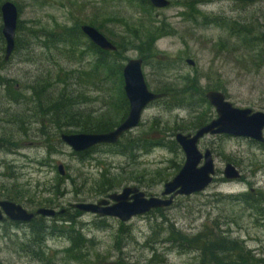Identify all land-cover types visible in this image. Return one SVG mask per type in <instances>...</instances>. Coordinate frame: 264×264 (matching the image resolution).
Returning <instances> with one entry per match:
<instances>
[{"label": "rangeland", "instance_id": "obj_1", "mask_svg": "<svg viewBox=\"0 0 264 264\" xmlns=\"http://www.w3.org/2000/svg\"><path fill=\"white\" fill-rule=\"evenodd\" d=\"M4 1L15 5L16 24L21 23L26 32L31 29L59 32L61 27L89 25L91 21L116 36H124L128 44L122 65L128 59L139 58L134 44L145 42L147 30L153 32L158 27V36L163 28L169 34L155 38L153 44V50L161 54V58L148 56L142 65L149 91L155 92L159 83L179 90L188 81L195 80L204 93L220 90L235 108L264 112V64L258 69L253 66L257 53L264 61L261 53L264 45L257 40L264 28V0H167L169 4L163 9L139 4V0H0V4ZM236 27L252 32V44L242 42ZM20 34L16 50L0 66L3 83L0 85V195L10 192L30 199L33 204H18L28 212L50 208L56 212L63 210V216L74 215L71 205L105 198L94 195L93 185L99 174L106 172L109 177H140L141 181L138 185L123 181L109 194L118 193L125 186H134L145 197H158L162 184L151 185L150 179L156 170L166 169L172 162L180 169L183 163L180 151L170 154L156 148L148 154H137L130 161L97 150L80 161L70 155L66 146L55 145L50 139L60 152L50 158L44 156L46 137L40 132L49 135L47 122L37 115L30 116L33 112H25L20 123L14 115L24 109L32 110L31 86L51 82L57 76L62 79V71L55 73L58 67L66 72L87 70L92 60L87 55L82 60L75 56L59 57L56 50H43L32 38L23 32ZM0 48V58H3L4 42L0 43ZM186 60H191L193 66H188ZM158 61L163 63L162 71ZM50 70L52 74L49 75ZM80 83V87L70 86L71 90L83 92L86 98L78 106L80 110L95 114L105 103L111 109V81L100 84L90 79L89 83H82V80ZM5 90L13 91V101L18 99V104L10 100ZM207 107L206 103L193 113L183 108L168 111L162 109V101L153 102L127 137L143 135L155 118L169 123L170 127L176 125L184 129L191 120L200 118L201 112L206 113ZM209 109L208 121L215 117L213 109ZM110 115L114 113L110 111ZM26 116L31 118L28 120ZM179 133L192 134L194 131ZM262 135L264 138V130ZM197 149L200 153L204 150L211 153L214 167L212 182L202 192L176 197L169 207L158 209L160 212L153 210L125 223L111 217L79 213L73 218L72 227L87 243L76 261L66 253L69 242L65 236L46 232L39 238L42 243L36 246L31 241L28 224L3 221L0 223V264H195L193 253L185 252L178 242L169 240L170 226L187 237L204 232V236L210 235V240L215 239L217 232L227 242L240 243L243 251L253 259L251 264H264V211L257 210L264 209V145L242 138L204 136L198 141ZM227 163L238 171V179L229 181L222 177L221 171ZM58 164L63 165L68 178L58 185V194H52L57 187ZM174 171L173 168L167 170L170 174ZM245 194L249 198H263L253 206L228 198ZM44 199L54 205L37 207L34 204ZM63 216L44 220L47 225L58 221L59 226L67 229L68 225L59 222Z\"/></svg>", "mask_w": 264, "mask_h": 264}, {"label": "trees", "instance_id": "obj_2", "mask_svg": "<svg viewBox=\"0 0 264 264\" xmlns=\"http://www.w3.org/2000/svg\"><path fill=\"white\" fill-rule=\"evenodd\" d=\"M235 1L237 2L240 0ZM139 4L145 5L148 3L145 0H139ZM190 12L193 14L192 11ZM79 26L80 25L75 24L72 28L67 29L61 27L59 32L51 31L47 33L42 29L37 32L33 31L32 29L27 30L26 32L21 23L16 24L15 33L17 36H14V46L12 52L16 50L18 37L19 35H22L20 33L23 32V35L32 38V40L35 41L36 44H39V47L43 50H56L59 57L63 58L75 56L77 59L82 60V58L87 55V57L91 58L92 60L87 70L81 69V71L72 70L66 72L58 67L55 73L62 71V79H59L57 76V78L54 77L51 82L48 80L45 82L43 81L44 83L42 82V84H36V86L30 85L29 102L33 104L32 110L29 108L24 109L22 113L17 112V115H14V117H17V121L20 123L21 121L19 119L24 117L25 112H33V114L30 116L37 115L43 121L47 122L50 129L49 135H44V131L40 132L41 136L46 137V143L44 144V156L46 158H50L54 154L60 152L54 148L53 144H61L58 140L59 134L105 133L115 128L127 113V102L122 91L121 62L124 60L123 52L126 50V44H128V41L124 36H116L108 29H104L102 25L90 21L89 26L100 32L107 39V41H109L115 47V51L113 52L101 51L93 46L82 35L79 30ZM262 29L263 31L260 33V37L257 40L264 45V28ZM235 30H237V33L242 38L243 43L252 44L254 36L252 35L251 31L240 27H236ZM157 32L158 27H156L153 32H149L147 30L148 35L145 38V42H142L141 44H134V50L138 52L139 58L142 60L143 65L145 63V59L148 56L161 58V54L153 50V44L155 38L167 36L169 33L164 32L163 28L162 32H160L158 36H156ZM0 43H3L1 32ZM0 50L2 52V48H0ZM261 53L264 54V51H261ZM255 57L256 61L253 62V66L258 69L260 64H264V61L262 62L263 59L261 58L260 53H257ZM3 62L4 61L2 58H0V66L3 64ZM160 63L161 62L159 61L157 62V64ZM162 64L158 65L162 67L159 69L160 71L163 70ZM53 67L54 69L56 68V66ZM48 74H52V71L50 70ZM72 78H76L74 79V83H71ZM90 79L98 80L100 84L104 83L106 80L112 82V95L109 96V98H112V102L109 104L111 109H108V103L107 105L105 103L101 107L100 112L95 114L86 113L79 109L78 106L83 104L86 98L82 94L83 92L73 88V90H71L70 86L72 84V86L76 87L79 85L80 87L81 80L82 83H89ZM0 85L3 86L1 79ZM188 88L189 90H187ZM5 92L10 100L13 101V91L5 90ZM154 93L164 95L163 98L157 101H162V109L168 111L183 108L190 110V112L193 113L196 111V109L203 107L204 104L207 103L204 100V90L198 86L195 80L193 82L188 81V84L179 90H172L170 85H160L159 83L158 89L156 88ZM13 102L18 104V99L15 98ZM110 111L114 113L113 116L110 115ZM209 111L210 109L207 107L206 113ZM206 113L201 112L202 116L200 118L191 120L184 129L178 128L176 125L170 127L169 123L161 121L160 118H155L149 123V128L142 133L143 135L128 138L126 134V136H122L114 145H98L81 153L71 152L70 155L77 157V159L80 161H84L86 158L90 157V154L100 150L102 152H106V154L121 156L131 161L137 154H148L152 149L156 148L166 150L170 154H176L179 153L180 150L173 140L174 132H190L205 125L209 122L207 120L208 118ZM30 116H26L28 120L31 118ZM9 122L13 123L14 121L9 120ZM50 139L53 140V143L50 141ZM171 168H173L175 171L170 174V172H167V170ZM178 170L179 167L176 168L174 166V162H172V164L166 169L156 170L150 179L151 185L154 183L163 184L173 177ZM67 178L68 177L66 174L61 177L59 175L56 177L57 187L53 188L55 193L53 192L52 194H58V185ZM123 181L134 182L137 185L141 184L140 177H127L125 179H120L118 175H111L109 177L107 173L104 172L99 174L98 179L94 183L93 193L95 196L105 197L110 191L120 187ZM0 198H4V200H8L16 204H20L22 202H25L26 204H33L30 199L27 200L25 197H20V195L16 193H4L0 195ZM228 198L234 199L235 201H240L241 203H250L253 206L254 203L258 205L261 198L263 197L249 198L245 194L240 196H231ZM34 204L37 205V207H52L54 205L50 200L47 199L38 201ZM156 210L160 212V210ZM257 210H259L261 213L264 211L263 208H257ZM73 214L74 215L67 214V216L59 214L53 217L55 218L63 216L59 222L63 225H68V227H66L67 229L59 226L58 221H54L56 224L52 222L51 224L47 225L44 218H33L27 225L32 234V243L36 246L41 244L42 242L39 238H41V236H43L46 232L48 234L54 232L59 233L65 236L69 242V247L66 249V253L72 259V261H76L79 258L81 249H83L85 246L84 243L86 244L87 241L81 237L77 230L72 227L73 218L79 216V212L74 210ZM55 228L57 229L56 231ZM169 232V240L178 242L179 246L185 252L193 253L196 256L195 259L197 262H195V264H244L247 261H249L251 264L253 261V259L243 251L240 243L235 241L227 242L217 232L214 234L215 239L213 240H210V235L204 236V232H199L192 237H187L180 234L179 231H174L171 226ZM174 235L177 237L174 238ZM244 256L246 259L243 258ZM116 264L121 263L117 262Z\"/></svg>", "mask_w": 264, "mask_h": 264}, {"label": "water", "instance_id": "obj_3", "mask_svg": "<svg viewBox=\"0 0 264 264\" xmlns=\"http://www.w3.org/2000/svg\"><path fill=\"white\" fill-rule=\"evenodd\" d=\"M154 9L168 6L167 0H145ZM17 10L10 1L0 4L1 36L4 41L3 60L6 61L13 50L14 34L17 22ZM82 35L101 51L113 52L115 47L95 28L82 24L79 26ZM193 66L191 60H186ZM122 91L127 102V113L120 123L105 133H74L58 135V140L73 153H81L98 145H114L126 133L135 129L144 110L154 101L164 97L148 90L142 73L140 58L128 59L121 68ZM204 99L215 113L214 119L197 128L193 134L175 133L173 140L183 155V163L177 173L162 184L160 195L145 197L144 193L134 186H125L120 192L108 194L94 203H76L71 208L79 213H87L97 217H111L121 223L131 218L144 215L155 209L169 207L174 198L190 196L202 192L214 176L211 153L197 149V143L204 136H227L242 138L264 144V112L233 107L216 90L204 93ZM58 175H64L62 164L56 166ZM225 180L239 178L238 171L230 164H225L222 171ZM63 212L50 208H39L28 212L20 205L0 200V221L6 219L13 223L28 224L34 217L52 218Z\"/></svg>", "mask_w": 264, "mask_h": 264}, {"label": "flooded vegetation", "instance_id": "obj_4", "mask_svg": "<svg viewBox=\"0 0 264 264\" xmlns=\"http://www.w3.org/2000/svg\"><path fill=\"white\" fill-rule=\"evenodd\" d=\"M2 39H3V38H2ZM3 42H4V41H3ZM11 54H12V53H11ZM8 59H9V58H8ZM8 59H7V60H8ZM2 60H3V58H2ZM7 60H6V61H7ZM3 61H4V60H3ZM6 61H4V62H6ZM263 130H264V129H263ZM263 130H262V131H263ZM203 138H204V137H203ZM251 142H253V141H251ZM253 143H256V142H253ZM257 144H258V143H257ZM263 145H264V144H263ZM203 152H204V151H203ZM203 152H202V153H203ZM7 201H8V200H7ZM3 221H8V220L3 219L2 221H0V223L3 222Z\"/></svg>", "mask_w": 264, "mask_h": 264}]
</instances>
